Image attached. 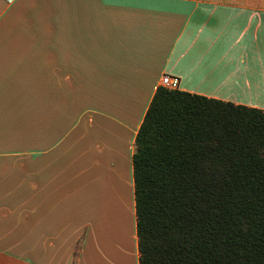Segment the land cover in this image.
<instances>
[{
  "label": "crops",
  "instance_id": "1",
  "mask_svg": "<svg viewBox=\"0 0 264 264\" xmlns=\"http://www.w3.org/2000/svg\"><path fill=\"white\" fill-rule=\"evenodd\" d=\"M162 74L264 111V0H0V264H138L131 155Z\"/></svg>",
  "mask_w": 264,
  "mask_h": 264
},
{
  "label": "trees",
  "instance_id": "2",
  "mask_svg": "<svg viewBox=\"0 0 264 264\" xmlns=\"http://www.w3.org/2000/svg\"><path fill=\"white\" fill-rule=\"evenodd\" d=\"M131 161L138 264H264V111L158 86Z\"/></svg>",
  "mask_w": 264,
  "mask_h": 264
},
{
  "label": "rangeland",
  "instance_id": "3",
  "mask_svg": "<svg viewBox=\"0 0 264 264\" xmlns=\"http://www.w3.org/2000/svg\"><path fill=\"white\" fill-rule=\"evenodd\" d=\"M3 206L0 207V233L10 230L17 231L20 207L14 205Z\"/></svg>",
  "mask_w": 264,
  "mask_h": 264
},
{
  "label": "built area",
  "instance_id": "4",
  "mask_svg": "<svg viewBox=\"0 0 264 264\" xmlns=\"http://www.w3.org/2000/svg\"><path fill=\"white\" fill-rule=\"evenodd\" d=\"M159 86L167 89L178 88V78L168 74H162L159 79Z\"/></svg>",
  "mask_w": 264,
  "mask_h": 264
}]
</instances>
